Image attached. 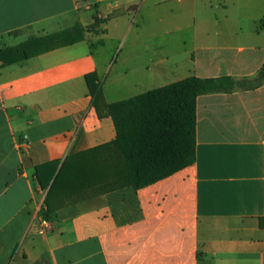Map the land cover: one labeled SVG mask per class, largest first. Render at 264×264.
Masks as SVG:
<instances>
[{
	"label": "crops",
	"instance_id": "0c3cea01",
	"mask_svg": "<svg viewBox=\"0 0 264 264\" xmlns=\"http://www.w3.org/2000/svg\"><path fill=\"white\" fill-rule=\"evenodd\" d=\"M2 50L0 264H264V0H0ZM190 77L235 88L137 189L108 105Z\"/></svg>",
	"mask_w": 264,
	"mask_h": 264
},
{
	"label": "trees",
	"instance_id": "16d2710c",
	"mask_svg": "<svg viewBox=\"0 0 264 264\" xmlns=\"http://www.w3.org/2000/svg\"><path fill=\"white\" fill-rule=\"evenodd\" d=\"M55 38L32 40L39 47L34 53H29L27 43L15 51L23 50L24 58H28L50 50L49 43ZM9 51H0V60L9 62L5 57ZM87 79L91 91L99 95L100 85L93 86L89 76ZM263 81L264 66L258 84ZM234 88L230 77H190L108 105L117 130L115 144L125 159L127 182L139 189L192 165L196 159L198 96Z\"/></svg>",
	"mask_w": 264,
	"mask_h": 264
},
{
	"label": "rangeland",
	"instance_id": "374dc122",
	"mask_svg": "<svg viewBox=\"0 0 264 264\" xmlns=\"http://www.w3.org/2000/svg\"><path fill=\"white\" fill-rule=\"evenodd\" d=\"M247 84L250 85L251 83H244V82H243V83H242V86H246Z\"/></svg>",
	"mask_w": 264,
	"mask_h": 264
},
{
	"label": "built area",
	"instance_id": "2783aa9c",
	"mask_svg": "<svg viewBox=\"0 0 264 264\" xmlns=\"http://www.w3.org/2000/svg\"><path fill=\"white\" fill-rule=\"evenodd\" d=\"M44 223H45V225H47V222L46 221Z\"/></svg>",
	"mask_w": 264,
	"mask_h": 264
}]
</instances>
